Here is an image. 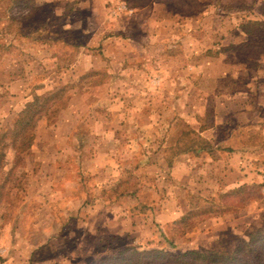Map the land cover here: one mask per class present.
I'll return each mask as SVG.
<instances>
[{
	"label": "rangeland",
	"instance_id": "obj_1",
	"mask_svg": "<svg viewBox=\"0 0 264 264\" xmlns=\"http://www.w3.org/2000/svg\"><path fill=\"white\" fill-rule=\"evenodd\" d=\"M181 1L0 0V264H219L264 236V0Z\"/></svg>",
	"mask_w": 264,
	"mask_h": 264
},
{
	"label": "trees",
	"instance_id": "obj_2",
	"mask_svg": "<svg viewBox=\"0 0 264 264\" xmlns=\"http://www.w3.org/2000/svg\"><path fill=\"white\" fill-rule=\"evenodd\" d=\"M251 34L257 35V32H251ZM210 54H214L212 56H217L218 52H210ZM38 102V98L26 105V107L21 111L20 117L16 120L15 125L18 126L16 128L15 134H19L20 132L24 134L25 130L30 128L32 125H34V121H36L37 117L36 114L39 111V105L37 104L36 107H34V104ZM25 141V140H24ZM23 139L20 140V145L22 144ZM248 240L246 238L243 239L242 245L237 246L236 251L234 252V255L231 256L229 261L227 262L228 254L224 253V260L222 262H219V264H228L230 261L232 263L239 261V264H264V236H261L257 238L256 235L252 233L246 234ZM169 254V253H167ZM186 255L197 257V258H205L206 256L198 251L191 250L185 253ZM171 256V254H169ZM173 257H176L177 259L180 258L178 255H173ZM252 257V259H250ZM218 259H213V261H217ZM213 262V264L215 263ZM210 263V262H209ZM217 263V262H216ZM218 264V263H217Z\"/></svg>",
	"mask_w": 264,
	"mask_h": 264
},
{
	"label": "crops",
	"instance_id": "obj_3",
	"mask_svg": "<svg viewBox=\"0 0 264 264\" xmlns=\"http://www.w3.org/2000/svg\"><path fill=\"white\" fill-rule=\"evenodd\" d=\"M109 1H119V0H109ZM161 0H142V2L141 1H137V0H125V2L129 5V6H131V7H133V8H136V9H138V10H140L141 8H144L143 9V12H145V8H149V7H151L152 5H159L161 2H160ZM181 1V0H180ZM182 1H184V2H182ZM181 1V5H183V6H185V8L187 7H190V9L188 8V9H185V10H187V11H189L188 13H185V15H184V13H182V12H180V14H178V18L176 19V20H174V21H189V20H192V19H194V18H196L197 16V11H195V12H193V9L192 8H194L193 7V4H197L198 6L199 5H201V4H203L204 3V1L205 0H202V1H200V0H188V2L185 4V1L186 0H182ZM227 1V0H226ZM210 3L211 2H209L208 0H207V2L206 3H204L202 6H207L208 8H210ZM151 5V6H150ZM214 5V4H213ZM195 7H197V6H195ZM255 7H257L258 8V11H259V17L258 18H252V19H254V21H252V22H256V20L257 21H263L264 22V11L263 12H261L260 11V8H264V3H261V2H258L257 4H255ZM185 10H183V11H185ZM209 12V13H208ZM208 12H207V14H204V16H202V20H204L205 22H210V17H213V15L210 13V10H208ZM138 15V14H137ZM199 17V16H198ZM251 19V20H252ZM248 20H250V19H248ZM242 24H246V23H242ZM246 33V32H245ZM244 34V33H243ZM247 34V33H246ZM245 34V35H246ZM221 52V51H220ZM219 52V53H220ZM208 53H210V52H208Z\"/></svg>",
	"mask_w": 264,
	"mask_h": 264
}]
</instances>
